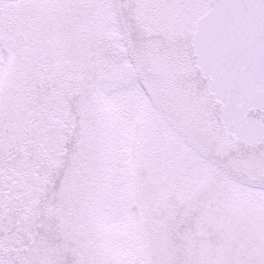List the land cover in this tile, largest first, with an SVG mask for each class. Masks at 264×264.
I'll return each mask as SVG.
<instances>
[{
  "label": "snow or ice",
  "instance_id": "snow-or-ice-1",
  "mask_svg": "<svg viewBox=\"0 0 264 264\" xmlns=\"http://www.w3.org/2000/svg\"><path fill=\"white\" fill-rule=\"evenodd\" d=\"M0 264H264V0H0Z\"/></svg>",
  "mask_w": 264,
  "mask_h": 264
}]
</instances>
